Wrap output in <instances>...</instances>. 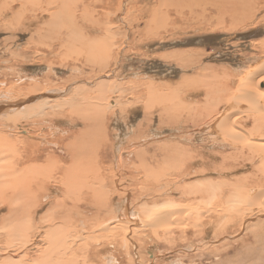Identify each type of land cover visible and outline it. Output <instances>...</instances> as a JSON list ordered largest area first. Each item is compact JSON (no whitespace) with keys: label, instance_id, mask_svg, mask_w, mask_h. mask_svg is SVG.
<instances>
[{"label":"rangeland","instance_id":"1","mask_svg":"<svg viewBox=\"0 0 264 264\" xmlns=\"http://www.w3.org/2000/svg\"><path fill=\"white\" fill-rule=\"evenodd\" d=\"M112 1L119 2V0ZM165 1H121V6L124 9L112 22H119V27L116 28L112 25L114 33H112L110 38L112 42L110 44V52H113L112 55L114 57H110L109 62L93 64L85 54L79 56L68 50L65 51V54H62L63 50L58 46L54 48L52 45V48L58 50H56L58 55L51 58L56 63L53 62L54 64L47 67V61L40 59L41 57H36L38 55L34 56L35 54H33L31 47L28 48L29 45L33 44L27 20L31 10L28 8L23 16H18L19 3H15V0H0V95L3 96L2 100H9V98L13 100L25 99L28 91L26 83L28 84L33 78L38 79H36L35 83L37 82V84L33 88L39 89L40 87L46 88L49 86L46 89H55L57 92L62 91L55 96L60 99L62 96L67 95L69 92H66L70 88L72 89L74 85L82 83L90 87L92 83L95 87L101 80L107 81L109 79L107 82L115 90L114 93L109 94L112 98L109 99L108 103L113 104L116 101L115 98L118 99L120 97L122 110L119 109L118 117L109 114L111 116H108V120H106V131L109 134V138H111V142L114 143L116 135L125 137L127 134H135L136 124L144 119L143 108L149 95H143L136 102L135 90L137 88H134L131 82L143 80V82L155 84L168 83L175 88V102L181 100V104L186 106L181 108V105L179 108L175 105V108H178L176 112L182 109V113L180 110V113L178 112L180 117L177 113L175 115L176 119L168 118V122L171 121L172 124L170 125L163 122V120H161V123L157 122V110L152 111L156 108L154 106L157 103H154V108H151V120L149 123L143 122V129H141L143 136L149 142L146 140L140 142V147L129 146L131 144L130 141L124 139V142L120 145V150L117 151L123 162L119 166L116 159L118 172L122 173L124 171L121 175L124 180L122 178L119 184H128L127 187L131 186L129 189L133 190L135 186L130 185L132 178L137 176L138 180L144 179V176H142L143 171H141L139 166H137L138 169L133 167L134 163H141L138 158V148L143 146L146 153L151 154L154 151L151 147L155 149L162 140L175 139V142H179L189 149H186L188 152H177V155H175V185L171 194L175 202L181 203L184 205L181 207L184 208L186 205L196 206L197 202L202 201L195 198L194 195L188 194L182 188L183 185L196 181V178L210 180L212 183L217 184L221 191L219 195L221 199H215L212 203V208H209V206H196L197 210L189 215H187L188 210L186 208H184L185 212L178 210L176 213L178 215L175 214L173 216L169 225L164 224L157 235L154 232L156 228L153 226H150V228L142 225L138 233H130L128 231V236L131 238L127 241V243L129 242L128 245L127 243L123 244L124 241H120L119 238L121 237L118 236V234H121L120 232L115 231V233L112 232L114 230L111 231L99 227V229L95 230L92 241L86 242L92 247L91 257L87 258L83 253L75 256L76 259H67L64 264H117V262L118 264H171V262L174 264L175 262H178V264H264V210L261 211L259 205L254 202L255 206L251 204L252 208L250 209L240 205V212H234L229 206L221 205V202L228 197L231 187L233 189L232 192H238L240 180L245 174L252 183H255L249 188L253 190L264 188V157L262 161L254 159L252 162L248 161L252 152L259 151L260 153L262 151L264 153V145H260L264 143V138L259 140L260 143L253 141L251 146L244 145L247 151L252 150L241 156V143L235 134V132H240L239 130L244 132L253 130V120L251 119L253 106L245 101H231L233 97H230L232 89L235 88L234 84L237 77L249 69L252 71L253 84L258 74L256 70L261 66L259 58L264 57V17L261 18V15L264 14V0L260 2L258 7L256 6L257 9L248 24L235 20L232 14L226 13L222 18L225 22L220 25H216L215 21L209 17L205 20L195 16L191 17L189 15L190 8L194 6V3L188 8H179L176 7V0L173 5L162 4L166 3ZM92 4L97 10H103L99 5H108L106 0H92ZM156 7H161V10L157 8L160 10H157V12L165 13L168 9L172 13L171 15L175 14L176 17H178V11L184 9V13L179 15L178 18L185 17L187 22L178 20L173 22L174 25H167L156 21L149 24L150 11L152 9L154 11ZM47 17L46 14L41 18L43 23H46ZM90 18L91 16L89 15L77 18L72 15L73 26L83 30L85 41L96 45H105L104 38L101 37L102 32H104V30H101V26L105 22L106 17H101L103 21L100 20L98 22ZM121 21L124 23L122 24ZM204 21L205 23H203ZM253 23L256 25L253 26ZM21 25L29 30H23V28L19 30L18 27ZM81 46L86 48V44ZM79 50L85 51L84 49ZM99 67L103 68L98 69ZM91 68L98 69L99 75L102 76L98 83L97 81L101 77L98 75L95 78L93 74L96 72L92 71ZM104 74H107V76ZM114 74L116 75L114 76ZM91 76L94 78L92 82L90 81ZM86 77H88V80ZM114 82H117V85ZM93 86L91 85V88ZM122 87L125 88L123 89ZM120 88H122L121 91ZM39 93L40 91H36L28 95L32 96ZM53 95H56V93H53ZM129 102L131 103L129 104ZM260 102L263 104V99H259ZM212 103L215 104V107L212 106ZM245 103H247L248 107ZM196 105L200 106V111L197 110L193 117L188 116L190 113L189 109L195 110L193 106ZM249 108L250 110H248ZM204 110H206L207 114ZM207 111L209 113L212 112L210 113L211 115ZM61 113L62 111L49 110L46 115L33 117L18 123L15 122L16 124L10 127L7 123L0 121V132L5 133L6 136L8 133L14 136L18 130L17 125L26 129L28 134L34 136L35 134H40L51 141L63 136L61 134L65 130L74 127V129H79V124L75 126L69 124ZM193 113H191V116ZM262 113H264V108ZM220 114L227 115L224 121L220 120L224 116ZM213 115L218 117L216 119L214 117L211 118L213 120L212 126L206 127L207 129L203 127L205 129L203 132L198 131L197 128L199 129L200 126L197 127V122L194 120L202 121ZM179 118L180 120L178 121ZM218 120L220 125L217 123ZM260 120L262 122L259 124L264 126V115H262ZM108 121L110 122L108 123ZM136 143L138 144L139 142ZM18 145L22 146L21 143ZM218 150L226 157L224 160L220 155H216L215 151L219 152ZM19 151H21V148L18 149L17 153ZM13 158L14 155H9L8 159H5L3 163H7L9 159ZM244 163L247 164L246 168H239ZM107 166L111 167L110 164H107ZM258 180L261 181V184ZM145 186L146 190L143 195L150 202L155 197L150 195V185ZM135 188L138 189L139 187ZM47 193L49 194L48 191ZM262 193L257 198L258 201L264 200V191ZM136 196L131 192L130 196L128 195L126 198L128 204L137 209V203L140 202V199H137ZM83 200H85L84 197ZM111 201L116 206L115 204L118 203L119 198L117 195L111 196ZM224 203L227 204L226 202ZM46 206L43 205L37 213H34L33 220L36 223ZM96 210L87 208L85 212L87 215H92ZM106 211L105 209L102 212L101 215L103 217L106 216ZM6 212L7 207L0 208V219ZM58 215L60 214L58 213ZM202 215H206L202 226L195 228L196 230L191 227L192 225L184 226L182 229L185 219L188 222H194L198 216L201 217ZM109 216H111L110 213ZM104 222L108 223L106 219ZM100 230H102V233H99ZM0 234L2 235L0 237L4 236L3 233ZM5 244V241L0 238V259L5 256L3 250ZM120 245L122 247H119ZM94 250L96 253H94ZM32 251L36 250L29 249L28 257L32 255Z\"/></svg>","mask_w":264,"mask_h":264},{"label":"bare ground","instance_id":"2","mask_svg":"<svg viewBox=\"0 0 264 264\" xmlns=\"http://www.w3.org/2000/svg\"><path fill=\"white\" fill-rule=\"evenodd\" d=\"M121 1L122 0L114 2L112 0H106L108 5H99L103 10H97L94 4H92V0H15V3H19V9L17 10L18 16H23L28 8L31 10L29 19H26L29 23L30 36L33 44L29 45L28 48L31 47L33 54H35L34 56L38 55L36 57H41L40 59L47 61V67H50L54 64L53 62H55L53 59L51 60V58L58 55V50L56 49V51L54 49L56 46L63 50L62 54H65L66 50L79 56L85 54L90 58L93 64L109 62L110 57H114L112 55L113 52H110V44L112 43L110 38L112 33H114V27H119V22H116L117 24L112 22L124 9V7L121 6ZM176 1L177 3H175V0H166V3L162 4L173 5L175 3L176 7L188 8V6L194 3V6L190 8L189 15L191 17L195 16L201 20H205L209 17L215 21L216 25H220L222 22H225L222 18L226 13L232 14L235 20L243 21L245 24H248L249 20L253 18L257 9L256 6L258 7L262 0ZM257 2L259 3L256 5ZM161 7H156L154 11L151 8V17H149L148 20L149 24L156 21L167 25H172L174 21L178 20L187 22L185 21V17L178 18L179 15L184 13V9L178 11V17H176L175 14L171 15L172 13L168 9L165 13L162 11L165 15L157 12L158 9L161 10ZM111 9H113V11H111ZM46 14L48 16L47 21L43 23L41 18ZM72 15L75 18L89 15L91 16L90 19L95 22L100 21L103 16L106 17L105 22H103L101 26V30H104L101 37L104 38L105 45H96L95 43L85 41L82 33L83 30H79L73 26ZM262 17H264V14L261 15V18ZM121 23L123 24L124 22L121 21ZM203 23H205V21ZM254 25L256 24L253 23V26ZM22 28L23 30L27 29L23 25L18 27L19 30ZM84 44H86V48L81 46ZM52 45L54 48H52ZM79 49H84L85 51H80ZM259 59L261 60L259 62L261 66L256 70L258 74L253 84L251 78L252 71L247 69L246 72L241 73V75L237 77L234 84L235 88L232 89L230 95V97H233L231 101H245L251 103L253 106L251 117L253 120V130L251 132H244L243 130L235 132L241 143V156L246 155L252 150L250 149L247 151L244 145L251 146L253 141L260 143L259 140L264 138V126L259 124L262 122L260 118L264 115V113H262L264 103H259V99H263L264 101V57H260ZM102 68L103 67H99L98 69ZM98 69H92V71L94 70L96 72L93 74L94 77L99 75ZM115 75L116 74H114V76ZM105 76H107V74ZM88 77H86L87 80ZM100 77L97 83L102 79V76ZM36 79L33 78L28 84L26 83L28 91L25 99L13 100L9 98V100H2L3 96L0 95V104H6L8 106L0 113V121L7 123L10 127L23 120L46 115L49 113V110H51L55 112L62 111L61 114L65 116L69 124L73 126L79 124L80 127L79 129H74V127L65 131L63 130L64 132L61 134L63 136H59L51 141L48 140L49 138L47 139L40 134H35V136L28 134L26 129L18 127L17 125L16 127L18 130L14 136L10 133L6 136L5 133L0 132V208L7 207V212L4 213L0 219V233L4 234V236L0 238L6 243L3 247L5 256L0 259V264H64L67 259H76L75 256H79L83 253L87 258H90L92 247L86 242L92 241V236L99 227L111 231L114 230L112 232H120L121 234H118V236L122 239H119L120 241H124L123 244H125L129 241L128 239H131L128 236V231L130 233H138L142 225L146 227L153 226L156 228L154 232L157 235L159 229H161V227L163 228L164 224L169 225L178 210H183L185 212L184 208H186L188 210L187 215H189L197 210L196 206H209V208H212L213 201L215 199H221L219 197L221 191L217 184L212 183L206 178H196V181L185 184L182 188L185 189L188 194L194 195L195 198L202 201L197 202L196 206L186 205L184 208L181 207L184 205L175 202L174 197L171 196L174 191L173 186L175 185V155H177V152H188L189 149L179 142H175V139L169 141L162 140L155 149L151 147V149L154 150L151 154L146 153L143 146L142 148H138L140 147V142L146 140L141 130L143 129L142 124L143 122L149 123L152 111L157 110L156 116H158V123H161V120H163V122L169 123L170 125L172 124L171 121L168 122V118L176 119L175 115L178 112L180 113V110L182 113V109L176 112L178 108H175V105L180 108L182 104L180 102L181 100L175 102V88L171 87L170 84H155L143 82V80L131 82V85L137 88V90H135L136 102H138V98L143 95H149L147 100H145L146 103L143 108L144 119L142 122L136 124L135 134L132 133L131 135L127 134L125 137H120V135L117 136L115 133V142L112 143L106 131V120H108V116L111 115L118 117V111L119 109L121 110V98H115L116 101L113 104L108 103L109 99L112 98L109 94L114 93L115 90L111 87L109 82H107L109 79L107 81L101 80L95 87L91 83L93 86L92 88L91 85L87 87L82 83L74 85L72 89L70 88L69 91L66 92L69 93L62 96L61 99L55 96L62 91L57 92L55 89H46L49 86L46 88L40 87L39 89L33 88L37 84V82L35 83ZM92 79L94 78L91 76V82ZM122 88H120V91ZM36 91H40V93L32 96L28 95ZM53 93H56V95H53ZM124 100L126 99L124 98ZM130 103L131 102H129V104ZM154 103H157L154 106L156 108L153 107ZM245 104L247 105V103ZM183 106L184 105H182L181 108H183ZM212 106L215 107V104L212 103ZM152 107L154 109L151 111ZM193 107H195V110L188 107L190 108V113L188 115L190 117H193V115L195 116L197 110L200 111L199 105ZM248 110H250V108ZM204 112L206 113V110H204ZM191 113H193L192 116ZM220 115H224L223 118L220 119L222 121L227 117L225 114ZM178 116L180 117V114ZM213 117L214 115L202 121H196L195 119L194 121L197 122V127L200 126L197 130L203 132V130H205L203 127L212 126L213 120L211 118ZM217 117L214 118L216 119ZM179 120L180 118L178 121ZM109 122L110 121H108V123ZM217 123L220 125L219 120ZM171 129L174 130L173 128ZM124 139L130 141L131 144L129 146H138L137 153L141 163H134L133 167L137 168V166H139L141 171H143L142 176H144V179L138 180L137 176H135L132 178V183L130 184L133 185V187H139L138 189L134 187V189L132 188L133 190H131V188L129 189L131 186L127 187L128 184H119V181L121 182L123 178H121V175L124 171L122 173L118 172L119 169L116 166V159L119 166H121L123 162L117 151L120 150V145L124 142ZM146 141L149 142L148 139ZM136 142L139 143L137 144ZM19 143H21L22 146H19ZM260 145L262 146L264 143ZM19 148H21V151L17 153ZM215 152L216 155H220L223 160L226 158L220 151ZM9 155H14V158L9 159L7 163H3L5 159H8ZM263 157L264 153L262 151L260 153L259 151H254L251 153L248 161L252 162L253 159L262 161ZM107 164H110L111 167H108ZM246 166L247 164L244 163L239 168L244 169ZM90 175H92V177H90ZM258 182L261 184L260 180H258ZM136 183L138 184L136 185ZM251 183V180L245 174L240 180L238 192H232L233 189L231 187L228 197L221 202V205H225L226 207L229 206L234 212H240V205L250 209L252 208L251 204L254 205V203H257L260 210H264V200H257V198L263 194L264 188L253 190L249 187L255 183ZM145 185H150V195L155 197L150 202L147 201L148 199L143 195L146 190ZM131 192L133 195H137V199H140V202L137 203L138 205L136 204L138 206L137 209L127 202L126 197L128 195L130 196ZM114 195H117L119 198L118 203L115 204L116 206H114L113 201H111V196ZM83 197L85 200H83ZM149 198L152 197L150 196ZM43 205H47L46 209L41 213L36 223L33 220L34 213H37L39 208ZM87 208L97 210L94 214L87 215L85 212ZM105 209L107 210L105 212L106 216L103 217L101 214ZM58 213L60 215H58ZM109 213L111 216H109ZM205 216L206 215H202L201 217L198 216L194 222H188L185 219L182 229L184 226L186 227L188 225H192L191 227L194 229L199 228V226L204 224ZM105 219L108 223L104 222ZM209 223H211V221H209ZM173 225H175V223H173ZM101 231L102 230H100L99 233ZM86 234H90L91 236ZM0 236L2 235L0 234ZM119 247L122 246L120 245ZM29 249L36 250L32 251L30 257L27 256ZM94 253H96L95 250ZM34 254L37 255L34 256ZM171 264L174 263L171 262ZM175 264H178V262H175Z\"/></svg>","mask_w":264,"mask_h":264},{"label":"water","instance_id":"3","mask_svg":"<svg viewBox=\"0 0 264 264\" xmlns=\"http://www.w3.org/2000/svg\"><path fill=\"white\" fill-rule=\"evenodd\" d=\"M8 106L6 104H0V113L3 112Z\"/></svg>","mask_w":264,"mask_h":264}]
</instances>
